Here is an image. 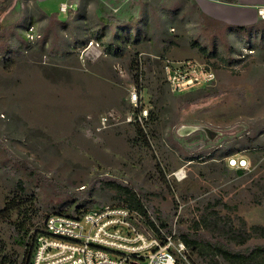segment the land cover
<instances>
[{
    "label": "rangeland",
    "instance_id": "rangeland-1",
    "mask_svg": "<svg viewBox=\"0 0 264 264\" xmlns=\"http://www.w3.org/2000/svg\"><path fill=\"white\" fill-rule=\"evenodd\" d=\"M54 11L18 0L0 17V208L21 184L35 193L33 233L73 212L68 192L123 205L103 184L117 180L146 195L156 221L172 216L176 233L264 244L250 229L264 228V20L226 24L196 0H70ZM28 23L42 34L35 43ZM202 68L213 80L173 90L177 71ZM139 109L145 121L129 122ZM0 234L23 254L3 221ZM189 251L195 264H228Z\"/></svg>",
    "mask_w": 264,
    "mask_h": 264
},
{
    "label": "built area",
    "instance_id": "built-area-1",
    "mask_svg": "<svg viewBox=\"0 0 264 264\" xmlns=\"http://www.w3.org/2000/svg\"><path fill=\"white\" fill-rule=\"evenodd\" d=\"M67 4L61 10L66 11ZM264 17V7L259 9ZM23 36L35 43L42 34L34 23L25 26ZM174 91H183L201 80L211 81L213 71H177ZM131 101L137 106L138 93ZM148 110L139 109L127 120L143 123ZM248 167L247 159H231ZM155 220L153 217H151ZM159 232L150 228L145 217L127 205L97 204L81 214L55 212L47 216L38 236L31 264H195L185 242L175 231L167 232L155 220Z\"/></svg>",
    "mask_w": 264,
    "mask_h": 264
},
{
    "label": "trees",
    "instance_id": "trees-1",
    "mask_svg": "<svg viewBox=\"0 0 264 264\" xmlns=\"http://www.w3.org/2000/svg\"><path fill=\"white\" fill-rule=\"evenodd\" d=\"M15 1L16 0H0V17L13 6ZM201 51L207 56L216 54L214 51H207L204 47H201ZM34 173L38 176L37 171H34ZM103 184L116 190L117 196L124 202L123 205H127L131 209L141 213L145 217L146 223L150 228L156 232L160 231L155 220L150 216L147 203L148 200L145 194H140L130 185L117 180H105ZM92 192V189L79 192H68L67 195L71 197L75 204L73 212L69 213L81 214L90 207L100 204V201L92 198ZM14 194L15 195L6 203L4 208H0V221L10 226L14 242L20 247H23L24 252L23 254H19L9 249L7 242L0 234V264H31L37 238L43 230L38 229L31 233L32 219L30 218L31 215H29V212L31 211L37 214L41 208L38 205L37 195L35 193H28L27 189L22 184ZM14 214H16V218H14ZM156 217L159 220V222H157L161 228L165 229L167 232H172L174 230V218L172 216H165L157 213ZM203 220L205 221V218H203ZM200 222L201 221L196 222L197 227H199ZM176 229L178 236L185 242L187 247L193 253H197L202 257L209 258L210 260L221 257L228 262V264H264V244L235 249L225 241L214 237H208L198 232L197 229L191 230L182 227ZM250 229L252 233H264V228L262 226L252 225ZM249 236H251V233L246 229L245 233L241 235L240 242H246ZM213 264L218 263L214 261Z\"/></svg>",
    "mask_w": 264,
    "mask_h": 264
},
{
    "label": "crops",
    "instance_id": "crops-1",
    "mask_svg": "<svg viewBox=\"0 0 264 264\" xmlns=\"http://www.w3.org/2000/svg\"><path fill=\"white\" fill-rule=\"evenodd\" d=\"M34 1L38 9L49 15L56 12L54 9L66 14L67 11H62L61 6L62 4L69 5L70 0ZM196 2L206 16L226 24L251 26L264 20V17L259 13V9L264 7V0H196ZM50 6L53 7V9H49L52 13L47 11Z\"/></svg>",
    "mask_w": 264,
    "mask_h": 264
}]
</instances>
